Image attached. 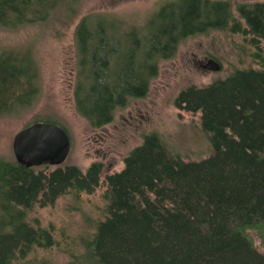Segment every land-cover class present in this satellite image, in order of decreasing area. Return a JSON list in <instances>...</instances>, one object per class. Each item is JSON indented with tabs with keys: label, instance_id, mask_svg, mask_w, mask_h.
Segmentation results:
<instances>
[{
	"label": "trees",
	"instance_id": "obj_1",
	"mask_svg": "<svg viewBox=\"0 0 264 264\" xmlns=\"http://www.w3.org/2000/svg\"><path fill=\"white\" fill-rule=\"evenodd\" d=\"M167 5V6H166ZM146 26L121 32L104 15L83 17L76 27L79 80L77 111L94 128L114 120L118 108L144 97L161 60L171 59L186 38L213 30L250 36L261 69L238 70L206 87H189L178 109L201 113L212 154L185 162L151 134L106 182L107 217L88 243L95 264H264L244 230L264 224V4L175 0ZM56 0H0V30L47 21ZM144 33V34H143ZM40 75L28 53L0 54V117L33 107ZM103 166L25 168L0 160V264L25 259L35 248L56 244L52 232L25 221V209L52 205L68 192L93 193ZM23 208V209H22Z\"/></svg>",
	"mask_w": 264,
	"mask_h": 264
},
{
	"label": "rangeland",
	"instance_id": "obj_2",
	"mask_svg": "<svg viewBox=\"0 0 264 264\" xmlns=\"http://www.w3.org/2000/svg\"><path fill=\"white\" fill-rule=\"evenodd\" d=\"M173 1L56 0L54 13L47 21L0 30V54L11 50L28 53L38 66L41 86L33 107L0 117V160L17 162L13 152L15 135L35 122H48L64 128L71 139L68 159L58 167L76 166L86 173L93 163L103 166L100 186L93 193L68 192L52 205L43 207L36 203L25 209V221L34 228L49 229L56 244L50 248L35 247L25 259L13 264H95L88 257L87 245L96 234L97 224L107 217L106 178L125 168V158L143 144L145 136L158 135L170 154L185 162H199L211 156L213 148L209 134L202 128L201 113L178 109L175 101L189 87H206L238 70L261 69L250 36L213 30L184 39L173 58L159 62L147 94L118 108L114 120L103 127H92L75 104L79 80L75 31L80 20L104 15L103 18L116 20L122 33L134 29L146 33L152 18ZM229 1L233 2V17L245 26L237 7L252 5L254 0ZM260 47L264 56V39ZM209 59L220 63L221 70L202 68ZM54 168L50 166V170ZM244 232L264 253V224Z\"/></svg>",
	"mask_w": 264,
	"mask_h": 264
},
{
	"label": "water",
	"instance_id": "obj_3",
	"mask_svg": "<svg viewBox=\"0 0 264 264\" xmlns=\"http://www.w3.org/2000/svg\"><path fill=\"white\" fill-rule=\"evenodd\" d=\"M204 69L217 72L221 65L209 59ZM71 151V139L61 126L48 122H35L20 132L13 140V152L18 164L25 168L61 166Z\"/></svg>",
	"mask_w": 264,
	"mask_h": 264
},
{
	"label": "flooded vegetation",
	"instance_id": "obj_4",
	"mask_svg": "<svg viewBox=\"0 0 264 264\" xmlns=\"http://www.w3.org/2000/svg\"><path fill=\"white\" fill-rule=\"evenodd\" d=\"M214 1L227 3L228 6H229V9H232V8L234 7V6H233V2H232V1H229V0H214ZM249 3H250V2H249ZM255 4H264V0H263V1H257V0H254V1L252 2V5H255ZM250 5H251V4H250ZM250 5H241V6H250ZM241 6H238V7H237V11L239 10V8H240ZM204 65H205V64H202V65H201L202 68H203Z\"/></svg>",
	"mask_w": 264,
	"mask_h": 264
},
{
	"label": "bare ground",
	"instance_id": "obj_5",
	"mask_svg": "<svg viewBox=\"0 0 264 264\" xmlns=\"http://www.w3.org/2000/svg\"><path fill=\"white\" fill-rule=\"evenodd\" d=\"M220 64V63H219ZM221 65V64H220Z\"/></svg>",
	"mask_w": 264,
	"mask_h": 264
}]
</instances>
